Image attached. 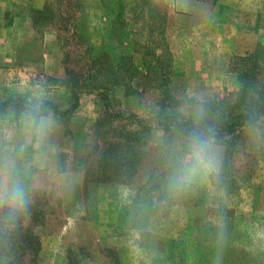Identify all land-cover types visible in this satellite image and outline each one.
<instances>
[{"label": "rangeland", "instance_id": "rangeland-1", "mask_svg": "<svg viewBox=\"0 0 264 264\" xmlns=\"http://www.w3.org/2000/svg\"><path fill=\"white\" fill-rule=\"evenodd\" d=\"M125 6L0 0V100L42 94L67 109L73 92L83 93L71 117L53 115V166L65 183L47 169L40 173L42 187L19 230L35 233L40 249L21 264H264V142L242 131L228 139L225 169L223 146L217 180L169 195L166 147L179 137L141 131L138 172L124 184L105 181L110 147L125 153L134 143L126 137L141 129L132 120L104 122L98 91L90 92L97 72L122 65L124 85L106 91L113 109L151 121L162 109L163 63L181 112L199 101H232L239 58L264 53V0H125ZM19 117L1 116L0 127L13 128ZM0 264L13 262L0 255Z\"/></svg>", "mask_w": 264, "mask_h": 264}, {"label": "clouds", "instance_id": "clouds-1", "mask_svg": "<svg viewBox=\"0 0 264 264\" xmlns=\"http://www.w3.org/2000/svg\"><path fill=\"white\" fill-rule=\"evenodd\" d=\"M260 103L256 90L249 88L245 129L257 144L264 142V116L259 115L257 107ZM182 111H190L192 124L181 129L178 141L166 147L169 195L217 180L223 161L214 116L204 102L186 104ZM53 129V114L46 108L42 94L23 105L16 126L0 127V253L11 250L18 228L30 216L35 193L42 187L40 173L47 169L58 185L65 183V177L59 176L53 166ZM220 227L223 228L222 222Z\"/></svg>", "mask_w": 264, "mask_h": 264}, {"label": "trees", "instance_id": "trees-1", "mask_svg": "<svg viewBox=\"0 0 264 264\" xmlns=\"http://www.w3.org/2000/svg\"><path fill=\"white\" fill-rule=\"evenodd\" d=\"M118 3H120L121 9L125 11V0H118ZM164 66L165 65L161 63V72L158 78L159 84L157 85V89L161 91L159 105L162 109L157 112L155 118L151 121H147L137 114L127 112L121 108L113 109L114 103L112 98H114V96L106 94V91H113L115 88L124 85L125 80L121 78L122 65L118 66L116 72L113 70V72L110 70L109 73L99 71L96 76L93 77L96 80L91 82L90 92L92 91L91 93H93V91H98L97 96L104 110L103 121L108 124L109 122L123 119L132 120L134 124L141 129L140 132L137 131L134 136L129 135L126 137L132 138L131 142L134 143H127V150L125 153L118 154L115 147H110L115 150V154L109 157V166L103 165L104 169L107 171L105 173V181L124 184L128 182L127 178L131 179V177L138 172L143 159L142 138L144 133L141 131H146L148 134L161 131L168 141H172L174 138L179 137L177 133L181 129H187L191 126V114L187 115L180 111L179 101L169 88V80ZM237 73L240 88L232 101L221 100L204 103L206 109L214 116L215 126L218 131V139L222 143V146L226 148L224 169L227 167L226 159L229 150L228 139L246 130L245 122L247 116L245 112L247 110L249 88H254L262 101L257 107L259 115L264 116V53L248 54L240 57ZM82 96L83 93L73 92L70 100L71 104L67 109H61L55 101L48 99H44V104L47 109L51 110L54 116L69 118L77 110ZM27 102L25 98L14 96L5 100H0V117L8 114L20 116L21 109ZM217 113L220 114L218 117L215 116ZM126 138L123 136V138L120 139L124 141ZM113 145L117 147L121 146V143L117 142ZM105 161L108 160L105 159ZM20 227L18 228V234L14 239L11 250L7 253H0L1 256L11 259L13 264H21L22 258L25 257L28 252L35 253L34 255L36 257L40 249L38 236L29 231H27L29 234L20 233ZM31 263L36 264V260L31 259Z\"/></svg>", "mask_w": 264, "mask_h": 264}]
</instances>
